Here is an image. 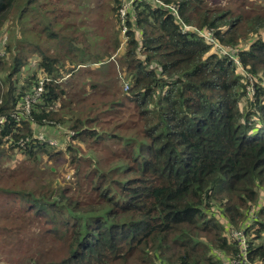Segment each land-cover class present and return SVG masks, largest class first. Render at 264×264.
I'll return each mask as SVG.
<instances>
[{"label":"trees","instance_id":"obj_1","mask_svg":"<svg viewBox=\"0 0 264 264\" xmlns=\"http://www.w3.org/2000/svg\"><path fill=\"white\" fill-rule=\"evenodd\" d=\"M235 1L161 0L238 65L150 2L123 33L120 0L94 1L91 24L67 0H0V33L34 21L0 55V264H223L239 252L231 230L264 260V41L240 48L264 30V5ZM62 153L69 181L36 173Z\"/></svg>","mask_w":264,"mask_h":264},{"label":"rangeland","instance_id":"obj_2","mask_svg":"<svg viewBox=\"0 0 264 264\" xmlns=\"http://www.w3.org/2000/svg\"><path fill=\"white\" fill-rule=\"evenodd\" d=\"M67 1L69 2L70 10L73 11L72 14L75 15V20H78L79 18H83V15H84V16L88 17V20L90 22L88 24H91V22L95 21L94 16L100 15L101 11H91V9L96 8L94 1H98V0H67ZM253 1H255V3H257V4L264 5V0H253ZM211 3H212V5H218L219 4L220 6H228L229 8H236V6L238 5L239 2H236L235 0H231V2L228 3V0H211ZM89 10L91 11L93 16H89L87 14V12ZM104 11H105V8L103 9V12ZM80 14H82V15H80ZM105 14H110L109 10L106 11ZM27 16H28V14H25L23 16L22 23H21L20 27L16 28L15 26H9V27H4V29L1 30V33H0V54L1 55L4 53L6 44L11 43L14 46L17 44V39H22L23 41L28 40L24 36L23 32L26 30V26H28V25L31 26L34 23V21H31L29 19L27 20L26 19ZM48 18L50 19L51 16H49ZM6 26H7V24H6ZM258 37H261L262 40L264 41V30H260L259 36H255V35L252 36L249 39V42L245 43V45H243V46H240V48L247 49L248 45L251 44L252 42H254ZM122 52H123V50L120 49L118 54H116L114 56V58H117L120 54H122ZM34 60H35V58L31 59V61L33 63H34ZM23 70H24V72H28L30 70V68L28 66H26ZM239 72H240V69H237V73H239ZM111 73H112V75H114L116 72L114 73L112 71ZM243 76H245V73L243 74ZM252 81H253V79H252ZM262 82L264 83V80H262ZM249 96H252V95H249ZM40 131L43 132V134L47 138H51L52 140L57 142L58 147H61L63 152H65V148H64L63 144L59 141L57 136L54 135L56 133L46 134L45 130H39V129L37 130L36 129L33 136H35ZM55 132L58 133L57 130H55ZM58 147H56V148H58ZM5 154H6L5 160H7V157L10 156L11 152H5ZM54 158H57V157L55 156ZM61 158H64V160L53 162V160L47 161L45 156L38 157L39 165L37 166V168L35 170L36 173L38 175H43V177L46 180H49V181L53 180V183L58 182L61 185H63L64 183L69 181L70 177L72 176V172L69 169V164H68L69 158H68L67 153H64V154L62 153V155L57 160H59ZM21 160H22V157L14 158V156H13V160H11V161L7 160V162L4 163V165L12 167V166H14L15 163L20 164ZM253 217H255V216H253ZM250 224H254V222L251 221ZM260 242L264 243V233H262V238L260 239Z\"/></svg>","mask_w":264,"mask_h":264},{"label":"built area","instance_id":"obj_3","mask_svg":"<svg viewBox=\"0 0 264 264\" xmlns=\"http://www.w3.org/2000/svg\"><path fill=\"white\" fill-rule=\"evenodd\" d=\"M150 2L151 4L159 5L164 7L165 9L169 10L175 17V20L179 26L180 32L182 34H195L198 37H200L206 44L211 46V51L219 54L220 56H229L231 55L234 59L237 65L239 64V61L236 59L234 55V51L230 49L229 47L222 46L219 41L217 40V37L215 36L213 30L211 28H198L193 25L185 24L182 21L181 16L178 13V7H174L173 5H166L161 2V0H120V7L118 9V17L120 19L123 33L126 31V20L128 17V14L132 12L133 5L135 3L140 2ZM1 55V54H0ZM123 90L128 89V82L123 81ZM43 92V82L40 81L38 85L34 88V90L28 94L24 102L21 106V111L18 112V115H15L14 118L16 120H19L20 116H24L29 114L30 109L32 105H34L41 93ZM248 95H253V92H249ZM2 123V120H0V124ZM33 139L39 141L40 143H48L52 147H58L57 142L52 140L51 138H47L43 132H38L35 136L32 137ZM29 141V138L26 139V143ZM18 146H23L24 142H18ZM230 237L231 239L235 240L239 252L233 259H228L223 262V264H264V260H250L249 259V244H248V238L245 236L244 232L242 230H231L230 231Z\"/></svg>","mask_w":264,"mask_h":264}]
</instances>
